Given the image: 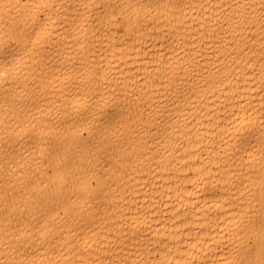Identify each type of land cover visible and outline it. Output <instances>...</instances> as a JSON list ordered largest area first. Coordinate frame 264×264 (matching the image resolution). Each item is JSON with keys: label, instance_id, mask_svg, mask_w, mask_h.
<instances>
[{"label": "bare ground", "instance_id": "6f19581e", "mask_svg": "<svg viewBox=\"0 0 264 264\" xmlns=\"http://www.w3.org/2000/svg\"><path fill=\"white\" fill-rule=\"evenodd\" d=\"M0 264H264V0H0Z\"/></svg>", "mask_w": 264, "mask_h": 264}]
</instances>
